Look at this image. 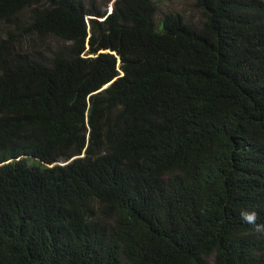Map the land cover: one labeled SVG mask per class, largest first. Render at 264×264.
<instances>
[{"label":"trees","instance_id":"1","mask_svg":"<svg viewBox=\"0 0 264 264\" xmlns=\"http://www.w3.org/2000/svg\"><path fill=\"white\" fill-rule=\"evenodd\" d=\"M111 1L0 0V264H264V0Z\"/></svg>","mask_w":264,"mask_h":264},{"label":"rangeland","instance_id":"2","mask_svg":"<svg viewBox=\"0 0 264 264\" xmlns=\"http://www.w3.org/2000/svg\"><path fill=\"white\" fill-rule=\"evenodd\" d=\"M114 1L115 0H112L108 4V14L112 11ZM195 1L196 0H158L157 19L161 20L162 16L168 12H181L190 22L200 26L202 19L200 11L195 7ZM103 20L104 19H100V21Z\"/></svg>","mask_w":264,"mask_h":264},{"label":"clouds","instance_id":"3","mask_svg":"<svg viewBox=\"0 0 264 264\" xmlns=\"http://www.w3.org/2000/svg\"><path fill=\"white\" fill-rule=\"evenodd\" d=\"M240 218L243 223L251 226L252 230L258 234L264 235V224L257 223L258 214L255 211H241Z\"/></svg>","mask_w":264,"mask_h":264},{"label":"water","instance_id":"4","mask_svg":"<svg viewBox=\"0 0 264 264\" xmlns=\"http://www.w3.org/2000/svg\"><path fill=\"white\" fill-rule=\"evenodd\" d=\"M101 52H103V51H101ZM119 63H120V60H119ZM110 84H111V83H110ZM110 84L106 85V86L104 87V89H106L108 86H110Z\"/></svg>","mask_w":264,"mask_h":264}]
</instances>
